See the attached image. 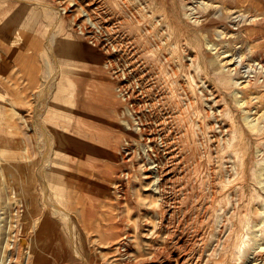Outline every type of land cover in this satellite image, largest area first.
Segmentation results:
<instances>
[{
  "label": "rangeland",
  "instance_id": "374dc122",
  "mask_svg": "<svg viewBox=\"0 0 264 264\" xmlns=\"http://www.w3.org/2000/svg\"><path fill=\"white\" fill-rule=\"evenodd\" d=\"M16 200L10 264H264V0H0Z\"/></svg>",
  "mask_w": 264,
  "mask_h": 264
},
{
  "label": "built area",
  "instance_id": "2783aa9c",
  "mask_svg": "<svg viewBox=\"0 0 264 264\" xmlns=\"http://www.w3.org/2000/svg\"><path fill=\"white\" fill-rule=\"evenodd\" d=\"M15 203V205L10 206L9 208L12 215L7 217L4 215L2 221L6 236L4 238L5 251L0 258V264H10L12 259H15L16 256L20 255V251L24 256L29 253L28 248H25V244L27 245V243L23 242V239L20 236L24 225H21L19 217L24 211V205L17 200Z\"/></svg>",
  "mask_w": 264,
  "mask_h": 264
},
{
  "label": "bare ground",
  "instance_id": "6f19581e",
  "mask_svg": "<svg viewBox=\"0 0 264 264\" xmlns=\"http://www.w3.org/2000/svg\"><path fill=\"white\" fill-rule=\"evenodd\" d=\"M56 8H58V7H56ZM59 9H61L60 11H67L68 12V7H63V8H59ZM59 12V11H58ZM70 13V12H69ZM88 14V16H89V13H87ZM91 19V18H90ZM74 20V19H73ZM77 22V21H76ZM102 31V30H101ZM153 98V97H152ZM162 181V180H161ZM65 215H66V213H65ZM66 217H68V215H66ZM69 218V217H68ZM68 220V219H67ZM71 220H69V222H70ZM74 224V223H73ZM74 239V238H73ZM25 240V239H24ZM124 244H126V243H123V242H121V246L122 247H124V249H126L127 248V246L125 247V245ZM120 246V247H121ZM179 247V246H178ZM121 249V248H120ZM78 254V253H77ZM171 254V253H170ZM29 257V256H28ZM79 258H81L82 259V257H80L79 256ZM16 259V258H15ZM28 259V258H27ZM171 260V259H170ZM12 262V261H11ZM28 262V261H27ZM41 259H38L37 260V264H41ZM155 264V263H154ZM176 264H177V262H176Z\"/></svg>",
  "mask_w": 264,
  "mask_h": 264
}]
</instances>
